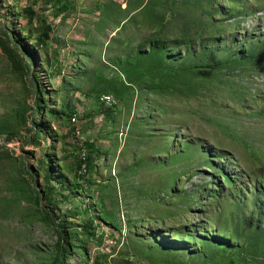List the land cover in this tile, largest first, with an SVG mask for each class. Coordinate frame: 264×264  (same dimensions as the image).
Instances as JSON below:
<instances>
[{
    "label": "rangeland",
    "instance_id": "rangeland-1",
    "mask_svg": "<svg viewBox=\"0 0 264 264\" xmlns=\"http://www.w3.org/2000/svg\"><path fill=\"white\" fill-rule=\"evenodd\" d=\"M70 2L0 0V264H264V0Z\"/></svg>",
    "mask_w": 264,
    "mask_h": 264
},
{
    "label": "trees",
    "instance_id": "trees-1",
    "mask_svg": "<svg viewBox=\"0 0 264 264\" xmlns=\"http://www.w3.org/2000/svg\"><path fill=\"white\" fill-rule=\"evenodd\" d=\"M34 3L36 2L34 1L32 4ZM44 3L46 4L47 7L48 6L56 7L58 11H64L67 10L68 4H70L71 2L70 0H44ZM32 4L25 6L21 11V15L25 17V22H26V28L24 32L28 37H34L35 47H40L46 45V43L52 39L51 38L52 23L49 22L42 13H39L35 9H33ZM44 10L42 11L44 12ZM20 53L24 54V50L21 49ZM246 53L251 54L252 49H247ZM239 61H241V59L238 57L237 59H234L233 62L238 63ZM30 65L31 64L29 62L28 64L29 68ZM220 66L221 63H216V65H214L215 68H220ZM39 111H40V107L35 106L34 112H39ZM85 145L88 148L87 149L88 153L85 154L83 158H80L77 164L80 175L89 169L90 165L87 166V164L92 163L94 161V157L95 159H97L96 156L98 154V150L95 148V146L92 143H85ZM85 226L86 227L90 226L93 228V223L88 222V225Z\"/></svg>",
    "mask_w": 264,
    "mask_h": 264
},
{
    "label": "built area",
    "instance_id": "built-area-1",
    "mask_svg": "<svg viewBox=\"0 0 264 264\" xmlns=\"http://www.w3.org/2000/svg\"><path fill=\"white\" fill-rule=\"evenodd\" d=\"M71 120V123H72V126H79L78 125V119H77V116H74L73 118L70 119Z\"/></svg>",
    "mask_w": 264,
    "mask_h": 264
},
{
    "label": "bare ground",
    "instance_id": "bare-ground-1",
    "mask_svg": "<svg viewBox=\"0 0 264 264\" xmlns=\"http://www.w3.org/2000/svg\"><path fill=\"white\" fill-rule=\"evenodd\" d=\"M74 116H77V115H73V117H74ZM73 117H72V118H73Z\"/></svg>",
    "mask_w": 264,
    "mask_h": 264
},
{
    "label": "crops",
    "instance_id": "crops-1",
    "mask_svg": "<svg viewBox=\"0 0 264 264\" xmlns=\"http://www.w3.org/2000/svg\"><path fill=\"white\" fill-rule=\"evenodd\" d=\"M114 1H116V0H114ZM113 3V1L111 2V4Z\"/></svg>",
    "mask_w": 264,
    "mask_h": 264
}]
</instances>
